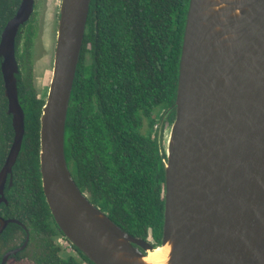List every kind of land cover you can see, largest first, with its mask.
<instances>
[{
  "label": "water",
  "instance_id": "1",
  "mask_svg": "<svg viewBox=\"0 0 264 264\" xmlns=\"http://www.w3.org/2000/svg\"><path fill=\"white\" fill-rule=\"evenodd\" d=\"M90 1L60 0L39 116L41 187L57 227L93 264H129L116 255L145 258L167 243L164 264H264V0L188 1L168 109L174 116L161 155L164 206L157 245L124 231L95 207L67 167L65 120ZM32 3L21 0L0 39L15 129L7 164L24 132L13 42Z\"/></svg>",
  "mask_w": 264,
  "mask_h": 264
},
{
  "label": "trees",
  "instance_id": "2",
  "mask_svg": "<svg viewBox=\"0 0 264 264\" xmlns=\"http://www.w3.org/2000/svg\"><path fill=\"white\" fill-rule=\"evenodd\" d=\"M188 1L91 0L65 120V159L76 185L121 229L157 244L163 222L164 164L155 136L140 128L144 118L152 124L149 116L154 109L174 102ZM18 3L0 0V30ZM89 40L94 41L89 60L94 77L84 59ZM30 43L25 39L24 52ZM28 76L26 80L31 79L30 72ZM32 83L20 82L17 88L26 116L25 138L35 143L29 160L38 178V126L44 99ZM75 94L82 105L78 116L73 112ZM173 116L174 112L169 121ZM36 184L40 190L39 178ZM45 211L48 215L47 205ZM73 248L75 254H67L45 239L34 256L40 264H93Z\"/></svg>",
  "mask_w": 264,
  "mask_h": 264
},
{
  "label": "flooded vegetation",
  "instance_id": "3",
  "mask_svg": "<svg viewBox=\"0 0 264 264\" xmlns=\"http://www.w3.org/2000/svg\"><path fill=\"white\" fill-rule=\"evenodd\" d=\"M20 2L21 0H19V3L13 14L5 21L4 25L2 26L0 30V39L7 22L16 14ZM34 17L35 2L33 0L32 9L27 19H25L18 25L13 42L14 58L16 62V72H13V76L16 83L17 97L18 83L25 82L26 84L30 80L31 83L33 81L31 46L35 31ZM91 20H93L94 32H96L97 19L95 18V12H93V19L91 18ZM27 38L31 39V43L29 46L30 50H28V52H24V41ZM93 47L94 41L92 43L89 40L86 42L84 50V59L86 60V63L89 67L90 74L92 70L91 77H94L93 73L95 71L93 63H90L89 61L91 59V50L93 49ZM2 61L3 56L2 54H0V77L2 85V92L0 94V264H40V262H38L35 258L34 253H40L41 249H43L44 247L45 239L51 240L54 246L60 247L62 250L63 246L60 242L61 240H64L70 247V250H75L72 244L69 243L67 238L57 227L50 213L41 187L40 176H38L40 181V190H38V186L36 184V181L38 180V178L36 177V171L29 160L30 149H32L35 143L33 140L31 144V142L25 138L26 116L19 97L18 102L23 112L24 132L21 143L18 147L17 153L13 158L12 163L10 162L9 164H7V160L11 155L10 153L14 142L15 129L13 125V113L9 106V102L4 89V81L1 72ZM29 72L31 74V79L26 80L25 77L28 76ZM77 91L80 95L81 92H79V90ZM93 91L89 90V94H92ZM79 101L80 97L75 94V109L73 110V112L77 116L82 110V105ZM96 106L97 105H94V107ZM169 107L164 108L163 110L154 109L149 116L153 120L152 124H150L149 118H144L142 127L140 128L141 132L145 134L150 133L152 136H155L156 143L160 151V156L163 155L164 158L165 146L163 145L164 139L162 138L161 133L164 129L167 130V127L165 128L164 125L166 123H169L170 125L171 123V121H169V117L171 116L173 110H168ZM37 143L39 146V126ZM79 190L90 201L89 193L81 188H79ZM45 205H47V209L49 212L48 215H46ZM46 224H48L47 230H45V228L47 227ZM149 242L152 245H157L154 240H150ZM21 246L23 247L21 248ZM13 250H16V252H13Z\"/></svg>",
  "mask_w": 264,
  "mask_h": 264
},
{
  "label": "rangeland",
  "instance_id": "4",
  "mask_svg": "<svg viewBox=\"0 0 264 264\" xmlns=\"http://www.w3.org/2000/svg\"><path fill=\"white\" fill-rule=\"evenodd\" d=\"M34 35L32 39V80L37 94L41 98H46L48 82L53 65V55L56 40L57 20L60 0H34ZM161 133L164 139L163 145L166 146V138L169 129V123H166ZM160 135V136H161ZM161 138V139H162ZM63 252L75 254L70 250L66 241L61 240ZM87 264V263H85Z\"/></svg>",
  "mask_w": 264,
  "mask_h": 264
},
{
  "label": "bare ground",
  "instance_id": "5",
  "mask_svg": "<svg viewBox=\"0 0 264 264\" xmlns=\"http://www.w3.org/2000/svg\"><path fill=\"white\" fill-rule=\"evenodd\" d=\"M98 218H102L99 216ZM170 243L160 246L153 251L147 253L145 258H128L116 255L119 260L129 264H164L169 253Z\"/></svg>",
  "mask_w": 264,
  "mask_h": 264
}]
</instances>
